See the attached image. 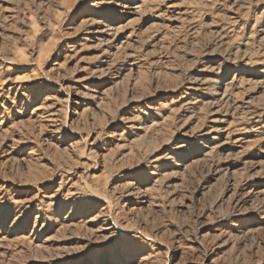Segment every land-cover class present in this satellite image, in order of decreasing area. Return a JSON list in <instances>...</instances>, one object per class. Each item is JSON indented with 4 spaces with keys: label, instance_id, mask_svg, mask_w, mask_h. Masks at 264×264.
Listing matches in <instances>:
<instances>
[{
    "label": "rangeland",
    "instance_id": "rangeland-1",
    "mask_svg": "<svg viewBox=\"0 0 264 264\" xmlns=\"http://www.w3.org/2000/svg\"><path fill=\"white\" fill-rule=\"evenodd\" d=\"M0 264H264V0H0Z\"/></svg>",
    "mask_w": 264,
    "mask_h": 264
},
{
    "label": "bare ground",
    "instance_id": "bare-ground-1",
    "mask_svg": "<svg viewBox=\"0 0 264 264\" xmlns=\"http://www.w3.org/2000/svg\"><path fill=\"white\" fill-rule=\"evenodd\" d=\"M24 79V78H23ZM22 83V82H21Z\"/></svg>",
    "mask_w": 264,
    "mask_h": 264
}]
</instances>
